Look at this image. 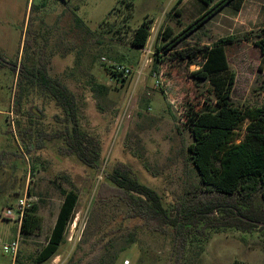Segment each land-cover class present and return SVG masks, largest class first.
<instances>
[{"label":"rangeland","instance_id":"374dc122","mask_svg":"<svg viewBox=\"0 0 264 264\" xmlns=\"http://www.w3.org/2000/svg\"><path fill=\"white\" fill-rule=\"evenodd\" d=\"M176 1L0 0V53L6 62L0 65V264H12L2 245L19 234L15 264H31L53 227L65 179L76 186L79 199L64 243L46 264H264L260 227L249 232L206 229L177 254L172 234L150 232L126 220L125 206L115 199H97L105 176L119 164L154 190L170 215L173 204L197 183L187 153L192 137L184 123L189 106L200 109L214 96L207 81L191 76L201 60L191 65L170 61L173 50L238 38L225 46L236 75L230 100L238 107L263 104L264 64L253 42L264 30V0H244L239 13L223 6L186 34L185 27L208 7L182 0L181 14L175 16ZM144 21H151L148 41L142 49L133 48V33ZM165 27L177 39L171 51L157 52L168 45L162 40ZM245 34L250 41L242 40ZM157 56L164 61L157 63ZM39 62L74 94L81 130L101 146L97 169L63 151V137L56 133L66 123L54 101L38 88H17L21 67ZM112 63L129 68L124 84L104 71V64ZM245 125L237 131L239 139ZM25 194L35 198L39 218L29 234L5 218ZM253 205L264 209L259 196ZM130 231L135 239L128 244Z\"/></svg>","mask_w":264,"mask_h":264},{"label":"trees","instance_id":"16d2710c","mask_svg":"<svg viewBox=\"0 0 264 264\" xmlns=\"http://www.w3.org/2000/svg\"><path fill=\"white\" fill-rule=\"evenodd\" d=\"M181 1L177 0L173 7L175 16L181 14L178 9ZM199 1L208 9L189 23L183 34L196 30L223 6L230 5L238 12L244 0ZM34 7L30 6V14ZM150 22L144 21L135 29L130 41L133 48L145 47L150 36ZM173 37L172 29L165 27L162 40L168 45L159 46L157 52L163 49L171 51L172 44L177 39ZM242 40L250 41V37L245 34ZM236 41L239 39L228 36L219 38L212 45L195 43L169 53L170 61L191 65L201 60L199 68L191 76L197 81H207L214 96L213 100H208L200 109L192 106L188 108L184 125L190 132L192 142L187 153L196 172L197 183L191 185L177 203L173 204V215L164 208L161 197L141 184L130 169L122 164L105 176L98 192L99 201L115 199L121 202L126 208V220L139 224L150 232L172 234L177 254L182 253L196 233L206 229L235 228L249 232L260 227L264 230V209L253 205L258 196L264 201V100L256 108L238 107L230 100L236 75L229 67L225 46ZM253 45L258 48L264 64V30ZM163 61L160 56L156 57L157 63ZM0 65H6L1 53ZM104 71L121 84L126 82V76L112 72L107 65ZM16 86L19 91L25 87L38 88L54 101L62 111L63 122L66 123L63 130L56 133L63 137V151L75 156L85 167L97 169L101 156L100 143L97 138L81 130L76 98L67 86L49 77L43 62L22 66ZM17 101L15 99V103ZM244 123L243 136L239 139L237 131ZM2 155L4 154L0 152V167L3 166ZM66 182L68 180L65 179L60 184L62 201L53 227L46 243L30 257L31 264H46L65 241V234L73 220L79 199L76 186L68 182L70 186L64 187ZM35 212L34 205L23 217L20 233L29 234L37 228L39 218L35 216ZM134 239L135 233L128 232L126 242L131 244Z\"/></svg>","mask_w":264,"mask_h":264},{"label":"built area","instance_id":"2783aa9c","mask_svg":"<svg viewBox=\"0 0 264 264\" xmlns=\"http://www.w3.org/2000/svg\"><path fill=\"white\" fill-rule=\"evenodd\" d=\"M103 61H105L103 59ZM109 67L112 72L122 73L123 76H126L130 73L129 68L122 64L112 63V64H105ZM35 205V198L30 195H24L22 198H19L14 206V214L7 210L5 213V218L13 219L17 222L18 227H20V223L32 206ZM20 234L16 235L14 239H12L9 243L2 245V251L6 254H10L12 256V264H15V259L19 252L20 246Z\"/></svg>","mask_w":264,"mask_h":264},{"label":"crops","instance_id":"0c3cea01","mask_svg":"<svg viewBox=\"0 0 264 264\" xmlns=\"http://www.w3.org/2000/svg\"><path fill=\"white\" fill-rule=\"evenodd\" d=\"M243 3H244V2H243ZM243 5H244V4H242V6H241V9L238 11V13H239V12L242 10V8H243Z\"/></svg>","mask_w":264,"mask_h":264}]
</instances>
